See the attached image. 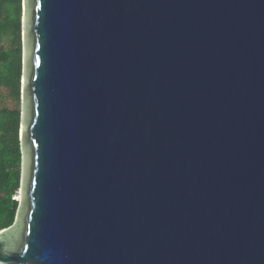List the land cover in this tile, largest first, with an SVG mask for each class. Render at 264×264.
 Here are the masks:
<instances>
[{"label":"water","instance_id":"1","mask_svg":"<svg viewBox=\"0 0 264 264\" xmlns=\"http://www.w3.org/2000/svg\"><path fill=\"white\" fill-rule=\"evenodd\" d=\"M21 39L0 264H264V0H22Z\"/></svg>","mask_w":264,"mask_h":264},{"label":"trees","instance_id":"2","mask_svg":"<svg viewBox=\"0 0 264 264\" xmlns=\"http://www.w3.org/2000/svg\"><path fill=\"white\" fill-rule=\"evenodd\" d=\"M21 3L0 0V229L13 223L18 206L13 196L20 184Z\"/></svg>","mask_w":264,"mask_h":264},{"label":"rangeland","instance_id":"3","mask_svg":"<svg viewBox=\"0 0 264 264\" xmlns=\"http://www.w3.org/2000/svg\"><path fill=\"white\" fill-rule=\"evenodd\" d=\"M21 6H22V3H21ZM10 47H13L12 44L10 45ZM20 50H21V58H22V65H23V45H22V39H20ZM6 100H10V99H6ZM6 103L9 104V105H12V106L16 105V103H14L12 101H6ZM18 107H19V110H20V113H21V96H20V99L18 101ZM18 151H19V154H20L19 171H20V176H21V151H20V144H19V147H18ZM13 198L16 199V200H19V188L15 191V195L13 196Z\"/></svg>","mask_w":264,"mask_h":264}]
</instances>
